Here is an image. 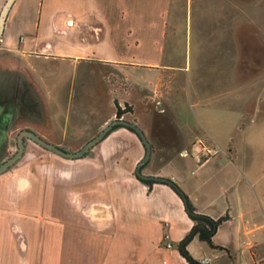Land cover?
Listing matches in <instances>:
<instances>
[{"label":"crops","instance_id":"obj_1","mask_svg":"<svg viewBox=\"0 0 264 264\" xmlns=\"http://www.w3.org/2000/svg\"><path fill=\"white\" fill-rule=\"evenodd\" d=\"M20 1L13 0L7 10L0 47L14 58L52 53L61 61H79L81 56L75 52L78 47L73 44L62 42L54 52L34 50L30 45L37 43L36 30L33 43L8 34L9 15ZM104 2L96 11L98 25L93 26L102 52L97 59L103 66L118 62L112 54L117 47L116 11ZM29 77L41 78L36 67H31ZM111 83L114 93L97 96L98 103L109 108L104 118L84 124L78 117L83 112L78 105L56 137L48 126L13 124L11 114L0 107V138L6 141L0 163L7 158L12 135L23 128L53 145L76 151L70 147H81L91 139L114 118L116 109L124 120L131 119L127 116L134 115L136 109L144 116L153 114L149 99L129 93L135 92L133 78L125 76V91H119L118 79ZM156 94L157 109H170L173 124L168 127L150 121L140 127L150 144L149 159L140 171L171 179L194 213L219 220L211 230L212 246L193 233L184 243L187 255L183 254L180 243L196 222L171 186L136 177L134 169L143 155V146L134 132L115 126L82 157L69 159L53 153L54 173L39 163L34 172L31 163L20 161L26 141H30L24 140L21 157L0 173V264H189L187 257L196 261L207 258L205 264L211 259L213 264L264 260V140L236 139L231 131L223 129L219 136L212 125L213 109L202 102L204 93H185L194 96L189 102L194 120L191 123L176 114L180 93ZM31 113L40 117L44 114L36 105ZM64 113L68 119L70 110ZM197 133L221 150L199 161L194 152L182 155V150L191 151L193 139H200ZM184 135L185 139L176 138Z\"/></svg>","mask_w":264,"mask_h":264},{"label":"rangeland","instance_id":"obj_2","mask_svg":"<svg viewBox=\"0 0 264 264\" xmlns=\"http://www.w3.org/2000/svg\"><path fill=\"white\" fill-rule=\"evenodd\" d=\"M5 1L0 0V10ZM104 1L116 11L117 47L112 54L118 62L103 66L97 59L102 52L93 26L98 25L96 11ZM35 30L37 43L30 45L34 50L54 52L64 42L77 46L81 58L75 63L52 53L14 58L0 47V107L11 114L13 124L48 126L56 137L78 105L83 111L79 120L95 124L109 111L98 103V93H114V79L119 91H125L127 75L135 87L129 93L151 101L152 115L136 109L127 116L139 127L150 121L173 124L170 109H157L156 93H180L176 114L185 123L194 121L189 104L194 96L185 93H204L202 102L213 109L210 116L219 136L223 129L236 139L264 140V0H21L9 15L6 31L13 39L21 36L33 43ZM33 66L39 80L29 77ZM35 105L55 114L44 113L41 119L31 113ZM16 132L6 157L15 151ZM5 145L1 137L0 154ZM51 157L52 152L26 141L20 161L31 163L34 172L39 163L54 173Z\"/></svg>","mask_w":264,"mask_h":264},{"label":"water","instance_id":"obj_3","mask_svg":"<svg viewBox=\"0 0 264 264\" xmlns=\"http://www.w3.org/2000/svg\"><path fill=\"white\" fill-rule=\"evenodd\" d=\"M13 0H6L3 4L1 10H0V31L3 26V21L5 19L7 10ZM115 126H123L131 130L136 134L138 137L141 145L143 146V155L137 162L134 172L137 178L144 180V181H150V182H158V183H165L169 186H171L181 197L185 210L190 216H197V213H194L188 204L187 198L185 197L184 193L181 191V189L169 178L166 177H159L154 175H147L141 173L140 169L143 167L145 163H147L150 155V144L148 140L146 139L143 131L140 129L139 126H137L134 122H130L127 120H124L120 118V113L115 114L114 118L109 121L104 127H102L101 130H99L91 139L86 141L79 149L76 151H68L66 149H63L59 146L53 145L41 137H39L37 134H35L33 131L23 128L17 131L15 135V151L9 155L7 158L4 159L0 163V173L3 171H6L9 167H11L22 155L24 150V140L28 139L35 143L36 145L40 146L41 148L50 151L56 155H59L64 158L69 159H75L84 156L85 154H88L90 152V149L92 146H94L109 130H111ZM217 221H213V224L215 225ZM195 230H192L190 234H188L180 243V250L183 252V254L187 255V251L184 249V243L193 235Z\"/></svg>","mask_w":264,"mask_h":264},{"label":"trees","instance_id":"obj_4","mask_svg":"<svg viewBox=\"0 0 264 264\" xmlns=\"http://www.w3.org/2000/svg\"><path fill=\"white\" fill-rule=\"evenodd\" d=\"M149 182V181H148ZM150 185V183H148ZM193 221L196 222V224L193 226L195 230L194 233L197 235L198 239L201 241H205L208 245H211V230L213 228V221L212 219L198 214L197 216H191L190 217ZM219 221V220H215ZM216 222V223H217ZM187 260L189 264H201L199 261L193 260L190 257H187Z\"/></svg>","mask_w":264,"mask_h":264},{"label":"built area","instance_id":"obj_5","mask_svg":"<svg viewBox=\"0 0 264 264\" xmlns=\"http://www.w3.org/2000/svg\"><path fill=\"white\" fill-rule=\"evenodd\" d=\"M193 148L191 149V151H187V150H182L181 154L182 155H187V154H191L192 152H194L193 154L196 156V159L199 161L202 157H208L210 155H213L217 152H219L221 149L219 147H217L216 145H213L210 142H206L205 140L202 139H198L196 140L194 143H192ZM167 247L170 246V244L167 242L165 244ZM207 261V258H202L199 262L201 264H205ZM241 264H247L245 262H242ZM254 264H264V260L258 262V263H254Z\"/></svg>","mask_w":264,"mask_h":264}]
</instances>
